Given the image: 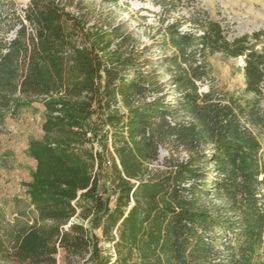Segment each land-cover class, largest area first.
Instances as JSON below:
<instances>
[{"label": "trees", "instance_id": "16d2710c", "mask_svg": "<svg viewBox=\"0 0 264 264\" xmlns=\"http://www.w3.org/2000/svg\"><path fill=\"white\" fill-rule=\"evenodd\" d=\"M101 1L131 13L128 0ZM180 2L158 0L157 72L150 46L119 53L128 33L113 61L101 59L118 26L88 28L61 0H28L20 13L0 0V118L36 98L45 107L23 183L36 215L8 220L0 210L1 263L264 264V48L250 43L261 33L230 39L199 13L169 20ZM77 35L89 45L76 47ZM214 52L243 58L251 100L216 87L207 61ZM117 95L124 113L111 108ZM100 124L113 130L118 165L109 169L103 152L96 169L92 153H73Z\"/></svg>", "mask_w": 264, "mask_h": 264}, {"label": "rangeland", "instance_id": "374dc122", "mask_svg": "<svg viewBox=\"0 0 264 264\" xmlns=\"http://www.w3.org/2000/svg\"><path fill=\"white\" fill-rule=\"evenodd\" d=\"M27 1L12 0V7L20 13ZM61 1L67 4L68 10L81 16V19L86 21L85 26L88 28H93L95 25L110 34L113 27H119L118 33L108 35V44L103 50L98 51V55L103 61L114 60V50L118 47L119 35L127 33L129 36L127 45L122 47L119 53L125 52L131 46L141 48L146 44L151 47L149 57L155 62L158 61L160 54L158 44H154L152 38L155 27L158 26V17L162 15L159 11L158 0H128L130 14L123 11L122 8L104 3L101 0ZM203 11L205 13H202ZM191 13L204 14L219 21L230 39L244 34L250 36L254 32H259L261 33L259 38H250V43L255 49L264 48V0H182L176 5V9L166 15L171 20L172 18L189 17ZM182 28L188 29V23H184ZM74 43L78 48L89 45V41L78 35L75 37ZM207 61L213 83L219 90L240 98L242 102L251 100L252 94L245 91L242 57H227L219 52H214L207 55ZM147 68L149 69L151 66ZM152 68H156L158 72V62ZM159 71L162 72L161 67H159ZM126 74L131 76L130 71H127ZM54 96L57 97L58 95L55 94ZM34 101L44 106L43 98H36ZM30 103L18 107L16 110L7 111L5 116L0 118V210L8 220L31 221L36 215L23 185V183L31 180V172L34 166L33 158L26 153L27 147L25 148V146H28L30 139L42 137L41 125L43 122L41 123L37 117L34 118V121L29 118L27 108ZM111 108H117L122 113L125 112L119 95H117V101L111 105ZM6 120L9 121V124H5ZM97 120V115L93 114L88 123L91 125ZM122 130L129 141L126 129L123 128ZM114 131H119V128L114 129ZM105 133H107V140L102 142L99 137ZM112 133V128L107 124H100L95 135L88 130L86 139L82 144L74 146L73 153L80 155L83 150L92 153L94 169L97 166L95 156L98 152L104 154L103 165L105 168L109 169L113 163L118 165V158L112 143ZM259 140L264 154V132L259 134ZM166 154L164 149L160 150L161 158ZM147 167L149 169L157 168L158 162L148 163ZM16 199L19 201L16 202ZM14 213L16 214L12 216ZM73 220L77 221L78 219L74 217ZM95 232L100 236L99 230ZM102 245L114 255L112 243L102 241ZM57 259L61 261V255H57Z\"/></svg>", "mask_w": 264, "mask_h": 264}, {"label": "crops", "instance_id": "0c3cea01", "mask_svg": "<svg viewBox=\"0 0 264 264\" xmlns=\"http://www.w3.org/2000/svg\"><path fill=\"white\" fill-rule=\"evenodd\" d=\"M27 110L29 111L28 112V115H29V118L32 120V121H34V118L35 117H37V118H39L40 119V121H41V123L44 121V119H45V117H44V111H45V107L41 104V103H39V102H37V101H33V102H31L30 103V105H29V107L27 108ZM28 122V121H27ZM5 124H9V121H5ZM27 146H25V148H26ZM32 159V158H31ZM32 162H33V164H34V166H35V164H36V161L34 160V159H32ZM34 166H33V168H34ZM16 213H14V214H12V216L13 215H15Z\"/></svg>", "mask_w": 264, "mask_h": 264}, {"label": "built area", "instance_id": "2783aa9c", "mask_svg": "<svg viewBox=\"0 0 264 264\" xmlns=\"http://www.w3.org/2000/svg\"><path fill=\"white\" fill-rule=\"evenodd\" d=\"M14 30H15V29H14ZM14 30L10 31V33L8 34V38L14 37V35H15ZM101 75H102V76L104 75L103 71H101ZM101 82H103V81H101ZM148 99H149V98H148ZM118 101H119V100H118ZM0 264H2V263L0 262Z\"/></svg>", "mask_w": 264, "mask_h": 264}]
</instances>
